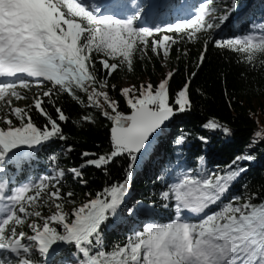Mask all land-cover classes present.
<instances>
[{"label": "trees", "instance_id": "1", "mask_svg": "<svg viewBox=\"0 0 264 264\" xmlns=\"http://www.w3.org/2000/svg\"><path fill=\"white\" fill-rule=\"evenodd\" d=\"M177 3L204 16L111 39L102 23L53 0V11L61 5L65 21L80 26L50 23L71 51L51 48L54 69L39 68L0 95V133L30 139L22 146L13 136V157L0 145V185H28L0 228V264H160L145 247L146 229L173 219L175 184L210 201L214 218L190 222L213 244L216 264H264V0H237L238 18L219 30L209 16L222 0ZM140 106L174 118L142 155L115 150L116 120ZM119 196L142 203L146 220L118 210ZM93 215L86 241L66 243L52 259L35 251L37 234L61 243L64 223L75 228ZM248 224L257 226L252 237Z\"/></svg>", "mask_w": 264, "mask_h": 264}, {"label": "rangeland", "instance_id": "2", "mask_svg": "<svg viewBox=\"0 0 264 264\" xmlns=\"http://www.w3.org/2000/svg\"><path fill=\"white\" fill-rule=\"evenodd\" d=\"M18 1L20 0H7L4 10H8L14 3ZM59 1L67 4L69 10L72 11L74 15L87 14L96 19L98 22L102 23L104 25L105 33L109 35L111 39L115 38L120 26L129 30L133 28V25H130L131 20L127 19L126 21L120 22L105 16L107 5L106 2L86 0L88 8H84L76 1ZM45 2L46 4H43L42 6L37 5L35 9H28V11L23 14L22 19L8 24L10 27H16L17 25L22 24L23 32H28L30 36H24L22 37V39H19L17 41V44L13 46L8 52L6 61L3 62L0 66V69L7 68L4 69V72L2 74L9 77V79L0 81V95L4 94L6 90L12 87L14 84L19 83L22 77H25L29 74H34V72L39 68L53 67L54 57L52 56L53 51H51V48L64 47L62 44L52 43V39L54 37L50 33L49 29L46 28L52 21L59 18L63 19V16L61 15V5L58 6V10L56 12H53L49 7L52 1L45 0ZM236 3L237 0H222L220 9H218L220 11H217V14L214 16H209L210 20L213 19V21L220 26L218 30L224 26H228L231 21L234 22L236 18H238L240 13L237 16L232 15L234 11V5ZM100 7H102V9H100ZM133 10V13H135L136 16V26L139 28L138 30L146 31L149 33L154 32V26L151 25L152 22H155L156 18L158 17L156 15L153 16L152 14L147 13V9L144 10V12H138V4L133 6ZM187 12L189 11H185V13ZM17 15L18 13L11 12L7 15V17ZM202 16H204L203 10L198 9L197 11H195V13L189 12L185 19H188L187 21H193L194 18L197 19L201 18ZM43 26H46L44 32L42 31ZM67 26L75 32L80 31V26L75 21L67 23ZM158 30L160 29H156V31ZM15 41L16 37H13V39H11L10 41V44L14 43ZM166 41L167 39L163 38L158 44L155 45L156 47L163 48ZM19 48L22 49L21 54H17ZM9 49V45L3 46L1 48L0 54L6 52ZM33 50L38 53L39 58H31V55L29 56V53H31ZM11 59H13V62H10ZM72 66L76 67L75 65ZM164 67L165 74L168 76L169 70L166 68V61ZM129 86H131V84L128 81H124L122 84L123 88H128ZM12 135L17 136V140L20 145L26 146L30 144V139L23 140V138L19 136L17 131L5 133L1 132L0 144H2L7 138H13ZM25 188L26 187H22L14 192L9 193L2 199L0 198V211L4 214L7 213V215L8 213L10 214L9 207L11 205H14V203L19 200L20 196L23 195L24 191L26 190ZM3 189L4 186H0V194L3 193ZM118 201L119 200L116 199L114 203L117 208L119 206ZM127 203H130V206L127 208V212L125 213V215L140 216L144 218V220H146L144 214L147 213L146 211L148 210L142 203L137 201L134 202L132 200L127 201ZM209 206L210 201L207 198H196L192 193H190V189L187 185H176L172 191V205L170 208V210L174 212V219L163 229L153 228L149 226L147 227L146 233L148 236L145 243L146 249L149 250V253L152 256L157 257L161 264H204L208 261L215 263L213 255V244L208 239H206L202 233L193 231V227L185 222L186 218H194L198 220L211 218L212 214L207 209V207ZM235 212L242 214L243 211L240 206H237ZM92 220L89 221L91 222ZM2 223L3 220L0 217V225H2ZM92 223H94V221ZM256 228L257 226L252 227L250 224H248L247 232L249 231V235L253 234ZM62 230L63 234L69 235V238L66 242L76 241L78 239L81 240L84 231L88 230V224L86 225L83 223L79 226L78 229L74 230L70 228V225L68 223H64L62 225ZM37 239L38 235L35 236V241H37ZM167 244L171 245L172 248L167 247ZM181 245L182 248H180ZM178 248L180 249L177 250ZM40 250L42 249L38 247L35 249V251L38 252ZM11 251L16 254L15 248H11ZM19 264L24 263L21 262ZM47 264H51V262ZM67 264L79 263L75 261L73 263Z\"/></svg>", "mask_w": 264, "mask_h": 264}, {"label": "water", "instance_id": "3", "mask_svg": "<svg viewBox=\"0 0 264 264\" xmlns=\"http://www.w3.org/2000/svg\"><path fill=\"white\" fill-rule=\"evenodd\" d=\"M172 118V111L153 112L147 106L122 115L111 130L114 149L142 155Z\"/></svg>", "mask_w": 264, "mask_h": 264}, {"label": "bare ground", "instance_id": "4", "mask_svg": "<svg viewBox=\"0 0 264 264\" xmlns=\"http://www.w3.org/2000/svg\"><path fill=\"white\" fill-rule=\"evenodd\" d=\"M6 3L7 0H0V51L1 48L5 45H9V48L11 50L14 43L10 44V41L11 39H13V37H16V41H18L19 39H22V37L24 36H30L28 32H23L22 24L17 25L16 27H10L8 24L22 19L23 14H25V12H27L28 9L30 8L35 9L37 5L42 6L43 4H46L45 0H20L14 3L8 10L5 11L4 6L6 5ZM160 6H162L161 3L158 4L156 8L157 11L161 9ZM100 9H102V7H100ZM11 12L18 13V15L7 17V15ZM52 43L59 44V42L55 38L52 39ZM6 57L7 55L3 56L0 54V66L2 65L3 62L6 61ZM4 69L7 68L0 69V81L9 79L8 76L6 75L4 76V74H2L4 72ZM182 245L180 246V248H182ZM167 247L172 248L171 245L168 244ZM180 248H178L177 250H179Z\"/></svg>", "mask_w": 264, "mask_h": 264}]
</instances>
